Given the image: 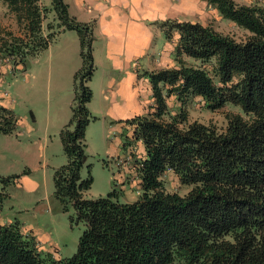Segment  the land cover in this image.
I'll list each match as a JSON object with an SVG mask.
<instances>
[{
    "label": "trees",
    "instance_id": "16d2710c",
    "mask_svg": "<svg viewBox=\"0 0 264 264\" xmlns=\"http://www.w3.org/2000/svg\"><path fill=\"white\" fill-rule=\"evenodd\" d=\"M0 1L22 30L0 37V66L8 59L24 68L60 31L78 34L81 66L73 76L71 117L60 131L67 161L53 180L55 195L71 202L85 225L77 251L55 258L42 253L18 221L0 223V264H264V6L207 0L249 32L242 40L198 22L161 23L166 37L179 35L177 63L141 73L151 85L152 109L125 120L145 148L135 164L141 195L123 203L114 188L94 199L83 196L93 182L89 166L87 176L80 175L88 157L86 126L95 118L87 107L92 91L86 82L94 71L90 25L70 16L64 0ZM49 11L57 23L44 36ZM172 95L181 103L201 97L210 109L229 103L241 112H227L224 127L189 121L184 108L171 112ZM18 120L0 103L1 133L14 132ZM168 171L188 186L186 193L165 189ZM16 177L0 180L8 185ZM4 196L0 192V205Z\"/></svg>",
    "mask_w": 264,
    "mask_h": 264
},
{
    "label": "rangeland",
    "instance_id": "374dc122",
    "mask_svg": "<svg viewBox=\"0 0 264 264\" xmlns=\"http://www.w3.org/2000/svg\"><path fill=\"white\" fill-rule=\"evenodd\" d=\"M244 1L264 6V0ZM45 3L49 6L48 1ZM56 23L54 13L49 11L43 35L55 30ZM215 26L217 31L230 34L237 40L244 39L249 33L221 15ZM8 31L15 35L22 33L15 16L0 1V37L6 36ZM67 33H71L72 42L69 38L58 37L57 33L47 49L26 59L24 68L21 64L14 68L8 59L0 66V75L4 79H0V97L19 119L14 132H0V177L17 175L8 185L0 180V192L6 194L0 205V221H18L26 233L34 236L41 252L55 258L72 256L85 228L84 223L77 219L72 203L54 193V171L67 161L60 131L71 117L70 105L74 94L73 78L71 82H63L60 53H67L68 46L75 45V51L78 50L76 57L81 60L80 43L75 32ZM183 57L189 63L201 64L190 57ZM91 78L86 82L92 91L87 107L95 118L86 126L88 157L80 175L85 178L89 166L93 182L83 196L94 199L105 196L114 188L120 193V202H134L141 195L135 164L140 159L142 147L132 136L127 137L130 130L118 128L119 122H110L107 98L102 90L103 74L101 70L95 71V65ZM167 103L172 113L184 108L189 121L197 120L217 127L226 125L227 112H241L238 106L229 103L210 109L198 96L187 99L185 103L171 96ZM119 169L127 177L120 178ZM162 179L167 191L184 194L188 190V186L180 183L171 171L164 173Z\"/></svg>",
    "mask_w": 264,
    "mask_h": 264
},
{
    "label": "crops",
    "instance_id": "0c3cea01",
    "mask_svg": "<svg viewBox=\"0 0 264 264\" xmlns=\"http://www.w3.org/2000/svg\"><path fill=\"white\" fill-rule=\"evenodd\" d=\"M234 1L248 4L244 0ZM64 2L70 16L79 22L88 23L91 27L93 62L95 71L101 70L103 74L102 90L104 97L107 98L110 122H119L118 128L130 130L128 138L133 134V126L125 120L136 114H144L153 106L149 79L141 73L173 67L177 63L175 54L179 35L177 31H173L170 37H166L165 28L161 23L166 20L190 21L211 25L216 29L215 23L220 19L217 8L207 0H64ZM72 31L79 41L75 30H62L58 37L69 38L72 42L71 33H67ZM73 46L71 44L68 46L67 53H60L59 64L63 82L66 80L71 82L74 73L81 66V60L76 57L78 50L75 51V45ZM1 81L4 79L1 78ZM0 103L10 108L1 97ZM137 141L142 147L140 158H144V145ZM124 176L127 177V174H123L121 170L119 177ZM136 178L138 182L137 175ZM0 223L7 222L1 220Z\"/></svg>",
    "mask_w": 264,
    "mask_h": 264
},
{
    "label": "built area",
    "instance_id": "2783aa9c",
    "mask_svg": "<svg viewBox=\"0 0 264 264\" xmlns=\"http://www.w3.org/2000/svg\"><path fill=\"white\" fill-rule=\"evenodd\" d=\"M0 77L2 78V77H3V75H1ZM1 78H0V79H1Z\"/></svg>",
    "mask_w": 264,
    "mask_h": 264
}]
</instances>
